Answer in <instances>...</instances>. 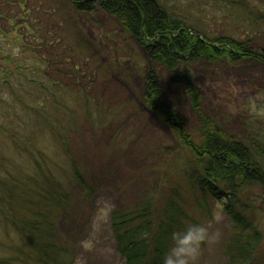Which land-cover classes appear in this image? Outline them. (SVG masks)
Segmentation results:
<instances>
[{
    "label": "rangeland",
    "instance_id": "374dc122",
    "mask_svg": "<svg viewBox=\"0 0 264 264\" xmlns=\"http://www.w3.org/2000/svg\"><path fill=\"white\" fill-rule=\"evenodd\" d=\"M170 1L177 10L187 4V12L198 6L192 0ZM209 2L199 19L224 12L223 1ZM235 33L247 38L242 31ZM252 42L264 48L263 38ZM41 57L52 62L40 63ZM148 63L146 48L103 10L79 14L69 0H0V82L2 77L9 82L0 84V177H8V171L28 176L43 168L66 180L72 162L82 166L87 185L74 183L76 206L59 222L75 264H125L111 214L163 183L166 169L171 183H188L182 141L143 103ZM192 68L204 113L222 117L245 136L264 134V63L201 59ZM159 71L172 107L194 130L201 117L172 87L166 71ZM50 91L61 105L49 98ZM35 109L45 117L32 113ZM225 202L219 198L204 220L218 237L202 246L198 264L225 261L222 247L233 223ZM216 212L219 222L213 221ZM255 222L264 233V210ZM6 228L0 215V258L16 254L19 247L30 251L25 237Z\"/></svg>",
    "mask_w": 264,
    "mask_h": 264
},
{
    "label": "trees",
    "instance_id": "16d2710c",
    "mask_svg": "<svg viewBox=\"0 0 264 264\" xmlns=\"http://www.w3.org/2000/svg\"><path fill=\"white\" fill-rule=\"evenodd\" d=\"M192 1L198 6L187 12V4L177 10L170 0H69L79 14L100 9L116 16L124 31L146 48L149 63L143 103L182 141L188 158L186 186L171 183L166 169L163 183L145 189L111 214L117 249L125 264H162L170 233L209 219L216 201L224 198L223 207L233 223L223 243L222 264H264V233L255 222L257 213L264 210V134L245 136L226 126L222 117L204 113L192 68L201 59L264 63V48L252 42L256 36L264 41V0H220L224 12L207 21L199 19L198 12L211 2ZM237 31L247 38H238ZM39 59L40 63L52 62ZM159 68L201 117L194 130L172 107ZM46 72H50L48 68ZM46 74L52 77V72ZM0 84L8 86V79L2 77ZM51 85L56 87V83ZM50 92L49 98L61 105L56 93ZM37 111L40 118L45 117L42 110L32 113L39 117ZM72 168L66 180L43 168L28 176L8 171V177H0V215L7 232L12 228L30 245V251L16 248V254L0 258V264H75L59 229L60 220L68 217L77 203L74 183L87 185L82 166L72 162Z\"/></svg>",
    "mask_w": 264,
    "mask_h": 264
},
{
    "label": "clouds",
    "instance_id": "9594fccd",
    "mask_svg": "<svg viewBox=\"0 0 264 264\" xmlns=\"http://www.w3.org/2000/svg\"><path fill=\"white\" fill-rule=\"evenodd\" d=\"M220 219L219 212L214 213L213 221L219 222ZM217 237L218 234L211 230L210 222L178 227L170 233L169 246L162 257V264H198L202 246L213 244Z\"/></svg>",
    "mask_w": 264,
    "mask_h": 264
}]
</instances>
